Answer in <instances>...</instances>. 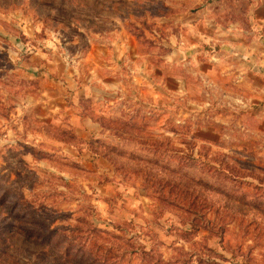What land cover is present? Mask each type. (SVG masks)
<instances>
[{"label":"rangeland","instance_id":"obj_1","mask_svg":"<svg viewBox=\"0 0 264 264\" xmlns=\"http://www.w3.org/2000/svg\"><path fill=\"white\" fill-rule=\"evenodd\" d=\"M0 264H264V0H0Z\"/></svg>","mask_w":264,"mask_h":264},{"label":"crops","instance_id":"obj_2","mask_svg":"<svg viewBox=\"0 0 264 264\" xmlns=\"http://www.w3.org/2000/svg\"><path fill=\"white\" fill-rule=\"evenodd\" d=\"M95 46V45H94ZM243 53H244V55H245V57H247V58H249V60H251V61H249V62H251L250 64H258V61L256 62L254 59H256L257 57H256V55L255 54H253L247 47L245 48V50L243 51ZM114 57H117L116 55H114ZM88 58L89 59H92V60H94L95 59V54L93 53V51H90V55L88 56ZM99 78V76H98V74L97 73H95V74H93V76H91L89 79L91 80H94V82L93 83H97V82H95V80L96 79H98ZM68 79H69V75H68ZM99 79H101V78H99ZM102 84H106L105 82H103L102 81ZM82 89H86V88H82ZM72 93H74V92H72ZM71 93V94H72ZM76 94H78L77 92L75 93V95Z\"/></svg>","mask_w":264,"mask_h":264}]
</instances>
